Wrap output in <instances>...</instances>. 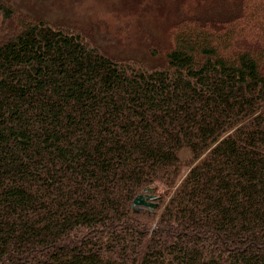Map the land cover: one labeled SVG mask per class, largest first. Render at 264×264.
<instances>
[{
  "label": "trees",
  "instance_id": "1",
  "mask_svg": "<svg viewBox=\"0 0 264 264\" xmlns=\"http://www.w3.org/2000/svg\"><path fill=\"white\" fill-rule=\"evenodd\" d=\"M226 6L151 65L0 0V264H264V0Z\"/></svg>",
  "mask_w": 264,
  "mask_h": 264
},
{
  "label": "rangeland",
  "instance_id": "2",
  "mask_svg": "<svg viewBox=\"0 0 264 264\" xmlns=\"http://www.w3.org/2000/svg\"><path fill=\"white\" fill-rule=\"evenodd\" d=\"M238 0H7L14 9L41 15L85 35L122 59L163 62L189 19ZM6 25L0 20V28ZM157 194V193H156Z\"/></svg>",
  "mask_w": 264,
  "mask_h": 264
},
{
  "label": "water",
  "instance_id": "3",
  "mask_svg": "<svg viewBox=\"0 0 264 264\" xmlns=\"http://www.w3.org/2000/svg\"><path fill=\"white\" fill-rule=\"evenodd\" d=\"M156 197L157 195L155 194V188L154 187H147L146 188V193L144 194H139L134 200H133V205H145L148 206L149 208H154L156 206Z\"/></svg>",
  "mask_w": 264,
  "mask_h": 264
}]
</instances>
